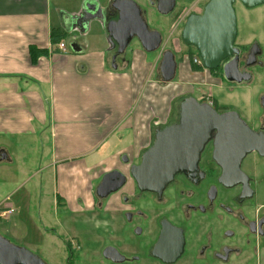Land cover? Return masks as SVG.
Masks as SVG:
<instances>
[{
    "label": "crops",
    "instance_id": "obj_1",
    "mask_svg": "<svg viewBox=\"0 0 264 264\" xmlns=\"http://www.w3.org/2000/svg\"><path fill=\"white\" fill-rule=\"evenodd\" d=\"M111 1L0 0V152L6 157L0 159V170L15 164L10 149L27 139L33 149L43 148L44 140L54 172V216L93 210L95 187L110 172L123 174L122 192L132 194L130 166L139 163L155 133L176 120L181 102L193 97L179 83L191 76L193 86L210 82V72L191 70L184 56L176 65L178 79L162 82L163 48L153 56L135 41L114 61L116 46L108 40L106 23L88 8L107 10ZM130 1L145 11L148 28L164 37L162 29L149 26L151 11L158 14V0ZM199 1L191 0V8ZM175 29L176 22L167 38ZM51 35L60 37L64 54ZM43 232L54 241V234Z\"/></svg>",
    "mask_w": 264,
    "mask_h": 264
},
{
    "label": "flooded vegetation",
    "instance_id": "obj_2",
    "mask_svg": "<svg viewBox=\"0 0 264 264\" xmlns=\"http://www.w3.org/2000/svg\"><path fill=\"white\" fill-rule=\"evenodd\" d=\"M175 7L176 1L173 11ZM193 14L200 13L174 16V32H180L185 55L195 51L181 40L183 26ZM170 39L172 50L168 51L175 56V39ZM234 47L238 49L236 78L241 81L224 78L223 68L232 56L209 71L219 86L250 85L254 81L250 69L263 67L259 61L262 51L255 42L247 49ZM254 48L260 55L252 57ZM247 75L250 79L246 81L243 77ZM214 109L219 114L236 113L250 133L264 137V97L258 99L250 117L236 109ZM215 137L213 133L204 147L197 168L177 174L160 193H140L133 183L132 194L122 192L125 184L101 197L99 182L94 209L58 214L54 227L43 230L55 235L46 244L31 242L19 225L23 222L10 223L3 210L11 205L5 204L0 209V264H264V156L252 151L236 163L241 149L215 148ZM93 219L97 223L92 232Z\"/></svg>",
    "mask_w": 264,
    "mask_h": 264
},
{
    "label": "water",
    "instance_id": "obj_3",
    "mask_svg": "<svg viewBox=\"0 0 264 264\" xmlns=\"http://www.w3.org/2000/svg\"><path fill=\"white\" fill-rule=\"evenodd\" d=\"M239 2L247 9L264 6V0H208L202 13L190 15L181 32L184 45L197 53L202 69L214 71L219 64L232 57L224 66V78L228 82H240L236 77L238 49L234 47L237 34L234 4ZM175 0H158L156 12L167 16L173 11ZM93 17H102L106 23L105 31L109 42L116 46L113 58L125 53L134 41L146 53L158 51L162 36L158 31L149 30L145 21V11L130 0L109 2L107 10L95 6L88 7ZM112 8L109 20L108 12ZM72 49L74 46H70ZM257 49V48H254ZM252 50V57L260 55L259 49ZM74 50V49H73ZM176 62L172 52L162 53L159 64V77L164 83L173 81ZM237 79V80H236ZM244 80L250 79L247 75ZM216 133L214 145L228 148L238 147L242 154L234 161L238 163L244 153L258 152L264 156V137L249 132L246 124L234 112L219 114L207 103H199L195 98L184 99L179 106L178 121L158 130L151 146L142 154L137 165L129 168V177L140 193L162 192L179 173L192 172L197 168L200 155ZM214 159L217 160L216 152ZM218 162V160H217ZM126 178L120 172L105 174L97 191L106 197L121 189Z\"/></svg>",
    "mask_w": 264,
    "mask_h": 264
},
{
    "label": "rangeland",
    "instance_id": "obj_4",
    "mask_svg": "<svg viewBox=\"0 0 264 264\" xmlns=\"http://www.w3.org/2000/svg\"><path fill=\"white\" fill-rule=\"evenodd\" d=\"M175 1L176 7L173 13L167 16L168 19H162L163 17L153 13V11L150 13L149 26L153 29H162L164 34L159 50L162 48L164 51L172 50V46L169 45L171 39L167 38V33L174 23V16L176 13H181V11L192 7V4H189L191 0ZM205 1L200 0L199 5L190 10L201 14L208 0ZM233 8L237 28L235 45L247 49L249 44L255 42L262 51V57L259 58V61L263 63V67L250 69L254 81L250 85L241 88H234L230 85L219 86L212 74L208 83L206 80L193 86L191 84L196 80H192L193 77L191 76L189 81H181L179 87L184 91L187 89L190 92L193 91V97L197 101L211 102L214 107L217 106L218 108L236 109L243 116L250 117L257 108L258 99L264 97V6L247 9L236 2ZM163 21L166 25L165 28L162 26ZM179 35V31L173 34L175 39L174 54L176 55L174 57L177 66L180 65V61L182 63L184 57H188V55H185V47L179 43ZM158 53H153V56L158 55ZM189 54L195 55V51ZM193 67L190 69L198 70V68ZM190 69L187 68L186 72L191 73ZM175 77L178 79V74ZM182 79H185V76ZM176 121L174 120V122ZM41 142L44 143L43 148L34 147L33 149L32 147L35 144L32 140L27 139V141L21 142V146H15L16 149H10L9 152L14 153L15 164L7 165L5 169L0 170V181H2L0 182V209H3L5 204L11 205L12 215L8 217V221L10 223L23 222L24 224L19 225L26 229V237H29L31 242H45L46 244L50 241L42 235L43 230L54 227L57 215H53L55 211L52 192L55 186L54 172L51 169V159L46 152V143L44 140ZM41 142L38 141V145L41 146ZM16 154H18L19 162ZM96 223L94 219L93 223L89 224V229L92 227V232L95 231Z\"/></svg>",
    "mask_w": 264,
    "mask_h": 264
},
{
    "label": "built area",
    "instance_id": "obj_5",
    "mask_svg": "<svg viewBox=\"0 0 264 264\" xmlns=\"http://www.w3.org/2000/svg\"><path fill=\"white\" fill-rule=\"evenodd\" d=\"M57 50L61 53H65L66 52V48H65V45L61 42L57 45ZM191 63L193 66H196V67H201V61L198 57L197 54L193 55L191 57ZM207 104H209L210 106H212V103L211 102H207ZM12 214V211H11V207L7 206L4 210H3V215L4 216H10Z\"/></svg>",
    "mask_w": 264,
    "mask_h": 264
},
{
    "label": "trees",
    "instance_id": "obj_6",
    "mask_svg": "<svg viewBox=\"0 0 264 264\" xmlns=\"http://www.w3.org/2000/svg\"><path fill=\"white\" fill-rule=\"evenodd\" d=\"M51 40H52V42L54 43V44H56V43H59V41H60V37H57V36H55V35H51ZM195 54H197L196 52H195ZM193 55L192 54H188V58L189 59H191V57H192ZM193 66V65H192ZM194 68L196 69V68H200V67H196V66H194ZM214 108V107H213ZM178 112H179V110H178ZM177 121H178V116H177V119H176ZM177 121L176 122H173L172 124H175V123H177Z\"/></svg>",
    "mask_w": 264,
    "mask_h": 264
}]
</instances>
